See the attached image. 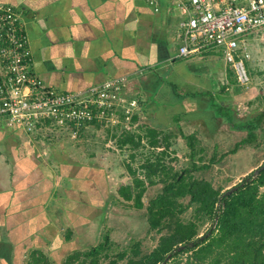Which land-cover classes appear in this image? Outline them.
<instances>
[{"label": "crops", "instance_id": "obj_1", "mask_svg": "<svg viewBox=\"0 0 264 264\" xmlns=\"http://www.w3.org/2000/svg\"><path fill=\"white\" fill-rule=\"evenodd\" d=\"M0 1L19 10L32 53L31 70L46 85L68 92L121 79V94L127 99L143 96L144 105H154L147 120H154L151 127L172 129L189 122L213 134L222 123L209 101L218 96L219 88H212L225 86L228 69L233 70L223 58L222 68L209 71L216 61L211 50L190 58L177 56L182 16L173 0H157L158 11L145 0ZM260 39L246 38L248 58L243 62L251 81L248 76L247 84H237L264 80ZM158 97L170 101L162 105ZM136 111L144 113L138 101ZM33 139L0 118V264H36L40 256L55 264L64 256L65 244L69 248L64 257L79 249L72 245V226L65 234L56 230L67 195L57 196L58 180L47 177Z\"/></svg>", "mask_w": 264, "mask_h": 264}, {"label": "trees", "instance_id": "obj_2", "mask_svg": "<svg viewBox=\"0 0 264 264\" xmlns=\"http://www.w3.org/2000/svg\"><path fill=\"white\" fill-rule=\"evenodd\" d=\"M227 75L230 82L237 81L230 69ZM212 99L214 96L210 100ZM137 101L138 105L142 102L138 98ZM213 105L210 103L209 109L215 110L213 112L216 116L235 130L246 131V136L227 153H235L241 145L259 146L258 141L254 142L257 137L255 129L264 118V111L255 119L237 123L228 107L220 104L215 109ZM139 118L137 111H134L128 122H125L123 111L116 110V123L93 121L88 127H104L116 148L122 154L127 153V159L123 162L129 170L130 182L118 187V195L124 201L131 202L132 207L140 209L147 189L161 185L145 206L148 231L159 234L156 245L149 251H143L140 243L134 242L128 248L112 253L110 250L113 243L106 232L96 245L73 250L62 263L161 264L173 249L185 245L183 249L173 252L164 264H264V190H260L264 187V168L254 178L249 174V179L243 180L242 186L225 195L226 190L222 191L224 186L215 188L209 180L193 174L194 170L209 168V164L198 165L195 160L196 154L201 150L195 147V144L200 143L195 133L185 135L177 127L190 148L191 160L189 166L177 170L164 161V156L174 144L172 140L176 135L175 131H168L166 127H151L145 122L132 128ZM125 123H128L129 128L125 127ZM253 123L256 125L252 126ZM87 128L80 130L76 138H82ZM48 129L60 132L62 141L69 137V127L57 126L46 120L37 125L34 138H43ZM46 145L53 147L55 144L46 142ZM67 145H71V141ZM154 149H160L157 155H154ZM169 151L168 154L174 153ZM202 155L199 154L197 160H201ZM213 160L214 157L211 158V163ZM136 161L139 164L133 168L131 164ZM187 210L191 216L186 218L184 213ZM206 223L210 225L201 239L200 229ZM35 262L50 264L44 256H40Z\"/></svg>", "mask_w": 264, "mask_h": 264}, {"label": "rangeland", "instance_id": "obj_3", "mask_svg": "<svg viewBox=\"0 0 264 264\" xmlns=\"http://www.w3.org/2000/svg\"><path fill=\"white\" fill-rule=\"evenodd\" d=\"M260 40L264 42L263 39ZM251 42H253L252 39L247 41L249 44ZM211 53L214 54L216 61L209 65L208 69L214 72L216 68H222L224 63L222 53L219 50L211 49ZM247 74L249 76L248 72ZM256 79L246 86L237 84L236 81L235 83L228 81L229 83L225 86L222 85V87L219 85L215 88L214 86L213 90L219 88L218 96H214V99L210 100L209 103L214 104L215 109L220 104L228 107L232 112L234 122L255 119L260 112L264 111V80L262 77ZM236 87L238 89L234 90ZM131 88L134 90L130 85ZM232 89L235 97L233 96V100L230 101L227 98H230ZM140 100L142 102L139 103V109L143 110L144 113L137 111L140 118L132 128L137 127L141 122L148 124L147 120L154 109L153 104V108L151 104L150 106L149 104L144 105L143 102L147 103V101L143 96L140 97ZM155 100L164 105L170 101V97H158ZM211 110L215 112V110ZM145 111L150 113H148L147 119L144 117L147 114ZM217 118L219 120L220 117L217 116ZM221 120L222 123L216 126L217 129L213 132L214 135L212 131L194 126L189 122H181L180 129L185 135L195 133L199 139L201 144H195V147L201 150H198L199 153L196 154V157L199 154L203 155L201 160H197L195 157L198 165L209 164L207 169L194 170V176L209 180L215 188L219 185L224 186L222 191H225L244 182L243 180L249 174L251 177V172L263 163L264 118L255 129L257 137L254 142L258 141L259 146L241 145L235 153L227 152L246 136V131L235 130L229 123L224 122L223 119ZM217 123L218 121H216ZM125 124V127L129 128L128 123ZM148 125L154 126V120L149 122ZM253 125L256 124L253 123ZM157 128L163 129L162 126ZM165 129L170 131V128ZM172 129L176 135L172 140L174 144L169 150L174 153L168 154L170 153L168 150L164 156V161L169 166L179 170L189 166L191 161L189 157L190 148L186 140L182 138L180 130H177L176 127ZM35 134L36 132L30 135L31 138ZM60 134L58 131L48 129L45 130L43 138L33 139L36 144H34L36 151L43 160V167L47 170V177L52 176L51 179L58 180L56 186L59 193L57 196L67 195V199L62 201L64 208L62 215H60L61 220L59 219L60 216L56 218L62 224L59 223L56 230L60 229L65 234L66 228L72 226L73 232H71L70 237H75L72 245L82 250L96 245L102 240V235L106 232L113 243L110 250L112 253L122 251L134 242H139L143 251L152 249L158 241L159 234L156 235L155 232L148 231L145 206L148 200L160 189L161 185L157 184L149 187L142 197L143 207L135 209L131 206V202L124 201L118 195V187L130 182L129 170L126 163L123 162L125 158L127 159V153L122 154L116 148L113 140L109 139L105 128L88 127L83 137L78 139L67 137L62 141L63 138ZM70 141L71 145H67ZM46 142L55 145L49 147ZM75 143L78 145H75ZM159 150L154 149V155H157ZM212 157H214V160L211 163ZM138 164L139 161H136L131 166L136 168ZM64 187L66 191H64ZM260 190L263 191L264 187H261ZM189 210L184 213L186 218L191 216ZM209 225V223H206L201 227L199 236L208 230ZM64 246L66 248H62L61 256H65L69 248L68 244ZM63 257L59 258L55 264H61L64 261Z\"/></svg>", "mask_w": 264, "mask_h": 264}, {"label": "built area", "instance_id": "obj_4", "mask_svg": "<svg viewBox=\"0 0 264 264\" xmlns=\"http://www.w3.org/2000/svg\"><path fill=\"white\" fill-rule=\"evenodd\" d=\"M158 11L157 0H145ZM181 14L177 56L190 58L216 49L231 66L237 81L248 83L243 59L245 40L264 39V0H173ZM32 53L19 10L0 1V118L28 135L49 120L69 127L76 138L93 121L116 123V110L125 122L137 108L135 99L121 94L123 81L109 80L78 91L46 85L31 70Z\"/></svg>", "mask_w": 264, "mask_h": 264}, {"label": "water", "instance_id": "obj_5", "mask_svg": "<svg viewBox=\"0 0 264 264\" xmlns=\"http://www.w3.org/2000/svg\"><path fill=\"white\" fill-rule=\"evenodd\" d=\"M263 168H264V163L261 164L260 166H258L256 169H254V170L252 171L251 178L256 177V176L258 175V173H259ZM248 179H249V177L245 178L244 181H247ZM243 184H244V182H241V183H239L238 185H234V186L228 188V189L224 192V194H225V195H229V194H231L232 192H234L235 190H237V188H238L239 186H242ZM209 233H210V231L207 232V234H209ZM203 237H204V236H200L201 239H202ZM189 245H192V243H189ZM184 247H185V245H179L177 248L173 249L170 253L167 254V256L164 258V261H163L161 264H164V263L170 258L171 254H172L173 252H175V251H179V250L183 249Z\"/></svg>", "mask_w": 264, "mask_h": 264}]
</instances>
